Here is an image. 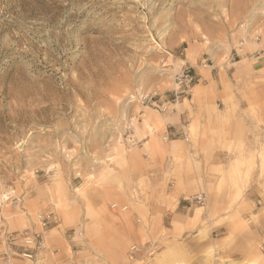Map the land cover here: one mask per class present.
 Returning a JSON list of instances; mask_svg holds the SVG:
<instances>
[{
    "label": "rangeland",
    "instance_id": "1",
    "mask_svg": "<svg viewBox=\"0 0 264 264\" xmlns=\"http://www.w3.org/2000/svg\"><path fill=\"white\" fill-rule=\"evenodd\" d=\"M28 249L264 264V0H0V264Z\"/></svg>",
    "mask_w": 264,
    "mask_h": 264
},
{
    "label": "crops",
    "instance_id": "2",
    "mask_svg": "<svg viewBox=\"0 0 264 264\" xmlns=\"http://www.w3.org/2000/svg\"><path fill=\"white\" fill-rule=\"evenodd\" d=\"M263 58H259L258 62L260 63V61H262ZM182 62H185V67H191L193 70H194V73L196 74V77H197V81L199 83L197 84H194V85H201L202 88H197L198 92L197 94L194 96L192 94V98L194 100H196V102H199L200 104L204 105L205 104V84L207 82L210 83V78L212 77V72L210 69H206V68H201V69H198L194 66V63L186 57V59H181ZM188 65H187V64ZM200 105V106H202ZM180 139H173V142L175 141L174 144H166V145H163V144H157V146H155L156 148L157 147H161L162 151H167V152H170L171 148H173L174 151H178V150H181V148H183V144L180 143L179 141ZM185 148V147H184ZM183 148V150H184ZM185 151V150H184ZM188 152H190L189 150H187ZM185 151V152H187ZM191 180V179H190ZM190 182V181H189ZM186 183V179H183L181 180V183H177V190H176V204L175 206L176 207H179V209H181L180 212H177L175 215H174V218H178L177 215H183L184 214V210H185V204H182L183 203V200H184V196H185V193H188L190 192L189 190H191V187L193 186H196L197 187V191H200V189H202L200 187V185L198 184V182H195V183H191V185H187V184H184Z\"/></svg>",
    "mask_w": 264,
    "mask_h": 264
},
{
    "label": "built area",
    "instance_id": "3",
    "mask_svg": "<svg viewBox=\"0 0 264 264\" xmlns=\"http://www.w3.org/2000/svg\"><path fill=\"white\" fill-rule=\"evenodd\" d=\"M196 80V77L189 71H183L180 74L177 75V77H175V83L176 85H180L182 86V89H180V93H187L189 92L190 88H191V84ZM143 101H147V103H154V100L152 101L151 98L145 97L143 99ZM155 104V103H154ZM166 106H163L162 109L165 110ZM194 199L199 200V196H196ZM113 208L117 207L116 203H113L111 205ZM123 209V208H122ZM124 210V209H123ZM42 222H43V226L46 223V218H42ZM28 242H31V240H28ZM40 241L36 240L35 245L39 244ZM131 249H135L134 246H132ZM22 255V260L21 262L17 263V264H36V255L34 254V252L30 249H28L27 251H24L21 253Z\"/></svg>",
    "mask_w": 264,
    "mask_h": 264
},
{
    "label": "bare ground",
    "instance_id": "4",
    "mask_svg": "<svg viewBox=\"0 0 264 264\" xmlns=\"http://www.w3.org/2000/svg\"><path fill=\"white\" fill-rule=\"evenodd\" d=\"M195 77H196V76H195ZM196 81H197V77H196V80L191 84V86H198V85H193V84H196V83H195ZM185 97H186V96H185ZM163 106H166V107H165V110L168 109V104H165V105H163ZM163 106H162V107H163ZM161 110H163V109L161 108ZM165 110H163V111H165ZM122 208H123V209H126L125 206H123Z\"/></svg>",
    "mask_w": 264,
    "mask_h": 264
}]
</instances>
